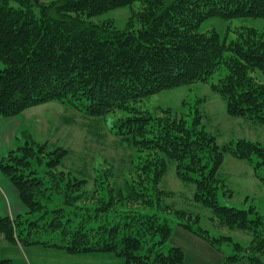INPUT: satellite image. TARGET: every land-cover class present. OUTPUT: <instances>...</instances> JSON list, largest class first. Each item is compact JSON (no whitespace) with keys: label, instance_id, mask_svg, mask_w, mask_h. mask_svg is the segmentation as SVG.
Here are the masks:
<instances>
[{"label":"trees","instance_id":"obj_1","mask_svg":"<svg viewBox=\"0 0 264 264\" xmlns=\"http://www.w3.org/2000/svg\"><path fill=\"white\" fill-rule=\"evenodd\" d=\"M121 8L130 10L124 29L99 21ZM213 18L264 19V0H0V118L53 101L93 118L118 114L112 134L127 139L139 160L136 181L124 191L89 193L85 179L58 170L64 148L24 140L0 159V172L26 208L0 216L1 240L69 255L112 253L123 264H182L180 247L162 251L169 224L146 212L162 210L166 193L156 194V187L173 164L219 228L250 240L242 247L227 235L212 236L193 227L196 216L165 206L178 224L219 251L232 243L223 264H264V212L217 200L226 191L218 176L226 154L251 165L264 186V144L218 145L202 123L203 99L180 118L169 108L158 114L139 107L164 90L205 83L224 99L229 116L264 125V78L257 76L264 75V28L238 27L227 40L214 28L200 31ZM0 264L13 262L0 258Z\"/></svg>","mask_w":264,"mask_h":264},{"label":"rangeland","instance_id":"obj_2","mask_svg":"<svg viewBox=\"0 0 264 264\" xmlns=\"http://www.w3.org/2000/svg\"><path fill=\"white\" fill-rule=\"evenodd\" d=\"M35 1L48 2L50 0ZM129 15L128 8H121L107 13L99 21L111 22V25L122 30L129 20ZM242 26L261 29L264 28V19L225 21L213 18L202 23L200 31L214 28L222 36H226L227 40H230L234 37V29ZM257 76L261 79L264 78L262 74H257ZM199 99H203V102L200 103L202 123L215 136L218 145L222 146L239 139L258 141L264 144V125L246 118L229 116L226 113L224 99L205 83L164 90L152 95L139 107L145 111H156L158 114L169 108L172 114H176L175 116L180 118L187 115L186 113L189 114L198 105ZM116 116L118 114H110L104 118L89 117L76 111L69 104L59 101L33 106L21 114L22 127L15 139L11 141V150L22 146L26 142L24 140L27 139L39 144L48 143L49 150L62 147L67 151V155L58 170L70 171L76 178L85 179L87 183L84 184V191L91 193L97 188L99 192H103L107 188L110 194L114 193L113 195H115L114 189L119 188L124 191L127 183L131 180L136 181L135 167L139 163V160L136 159L137 153L130 146L129 141L112 134L111 126ZM259 172L264 175V169ZM218 176L226 185L225 192L223 189L218 191L217 200L220 205L244 210L253 206L258 212H264V186L254 174L251 165L226 154ZM97 177L102 181L104 179L103 185L98 186ZM159 190L161 193H166L162 202V210L154 209L146 212L157 213L169 224L172 232L163 245L162 251L167 252L171 247H180L185 254L182 264H223L226 256L233 253L234 245L223 243L220 251L213 248L209 243L180 226L178 223L181 221L176 217V213L173 210L165 209L167 205L190 213L191 215L186 216H190L191 220L193 216H196L197 223L193 224L194 228L200 227L216 237L224 234L242 247L248 246L250 237L245 233L219 228L213 222L212 211L194 200V185L178 179L173 164L168 165L164 177L156 187V194H160ZM0 216H4L2 206H0ZM5 248L9 250L3 251ZM41 248L43 247H22L26 256L25 261L24 255L19 250L20 254L18 253L17 256L9 244L0 240V254H2L0 258L13 256L12 258L17 261L16 264H123V259L112 253L88 254L73 258L75 260L73 261L61 256L49 257L48 253L52 254L56 250ZM65 255L68 254L65 253ZM236 264L248 263L241 261Z\"/></svg>","mask_w":264,"mask_h":264},{"label":"crops","instance_id":"obj_3","mask_svg":"<svg viewBox=\"0 0 264 264\" xmlns=\"http://www.w3.org/2000/svg\"><path fill=\"white\" fill-rule=\"evenodd\" d=\"M22 123L23 121L21 114L11 118H0V159L7 152L11 150V141L12 139H15L16 134L19 132L20 128L22 127ZM0 206H2L4 209V216L15 217L19 214H23L26 211L25 206L22 204L19 198L18 192L13 187V185L7 180V178H5L1 174V172H0ZM10 246L11 248H13V251H15L17 256L20 251L21 254L24 255L23 258L26 261V256L23 252L22 247L17 245H10ZM41 249L45 250L46 248L45 249L41 248ZM7 250L9 249L7 248L3 249V251H7ZM85 255H69V254L65 255L63 251L61 252L58 250H56V252L52 254L48 253V256L52 258H57L58 256H61L65 259H69L73 261H75L73 258H79ZM44 256L47 257L46 255ZM2 257L10 259L12 262H14V264H16L17 262L15 261V258H12L13 256H9V257L2 256ZM184 259H185V254H184Z\"/></svg>","mask_w":264,"mask_h":264}]
</instances>
